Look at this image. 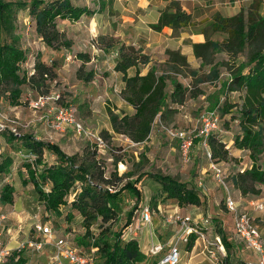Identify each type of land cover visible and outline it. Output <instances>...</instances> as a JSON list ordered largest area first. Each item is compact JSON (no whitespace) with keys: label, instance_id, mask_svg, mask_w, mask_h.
<instances>
[{"label":"rangeland","instance_id":"obj_1","mask_svg":"<svg viewBox=\"0 0 264 264\" xmlns=\"http://www.w3.org/2000/svg\"><path fill=\"white\" fill-rule=\"evenodd\" d=\"M71 1L74 5L82 6L86 4L95 12L92 15H84L79 21L75 22L59 20L60 30L64 32L66 39L71 42L69 48H63L59 51L52 50L44 44L36 33L34 21L30 18L28 11L22 10L18 13L17 34L21 38L22 48L28 51V60L22 66V70L31 74L36 59L40 57L48 64L52 62L57 64L58 77L55 81L50 82V92L45 96L51 98L44 106L36 104L40 94L27 85L21 87V104L12 105L5 97L0 102V161L5 157L13 159L12 174L6 179L0 177V190L9 181L16 188L14 196L17 200L15 206L0 203V213L7 216L4 224L8 230L6 239L11 242V248L16 249L20 242L36 239L32 229L35 219L29 218L28 213L30 215L39 213L41 220L52 227L56 236H69L74 244L86 249L85 245L78 243L79 240L83 239L85 229L82 226L80 216L76 212L74 218L68 220L66 217L67 212L70 210L68 207H62L63 214L59 216L55 213L46 212L40 205V210L34 206L36 194L33 186L31 184L23 186L19 178L18 171L24 161V157L19 154V150L23 149L20 138L30 135L37 140L57 144L68 155L81 154L87 146L95 145L84 136L77 135L70 127H67L64 131H57L48 124L54 120L58 106L71 105L76 109L77 119L86 128L100 135L103 130H107V127L111 128L107 109L110 107L115 110L124 106L123 103L125 102L120 94L124 85H122L120 73L114 70L117 55H104L98 49L97 44L94 45V42L102 44L108 39L116 40L114 36L118 35L117 38L119 39L124 38L127 40L126 38L132 37L138 42H142L144 38L145 41L152 42L151 48L148 50L159 71L169 73L170 76L177 78L186 85L197 83L204 94L197 99L188 100L185 105L179 107V111L170 120L163 122L157 119L146 143H133L127 137L109 130L112 136L108 139L101 135L105 143L104 146L101 148L95 146L98 149L99 157L105 162L106 176H110V173L116 168L118 174L123 175L120 187L127 183H133L139 193L136 195L128 189L122 190L120 195L121 211L112 230L120 232L123 230L130 212L133 214V223L139 219L142 208L149 206L152 214V224L144 226L140 230V233L144 232L140 244L145 252L149 254L147 264H150L153 256L147 249V243L150 241L149 232L153 233L154 242L168 244L175 234V227L173 224L167 223L165 218L173 212L179 211L190 214L195 220H200L202 216L209 218L210 224L207 227V235L211 240L216 239V237L222 239V233L225 235V240L230 247L228 249L224 243L229 264L257 260L258 254L247 248L236 236L233 230V216L225 206L227 195L233 197L241 210L248 208V201L264 197V185H258L262 188L260 195L244 196L235 187L232 180V176L236 172L250 168L252 161L248 152L234 146V139L239 132L238 121H232L230 115L221 116L217 108L218 103L221 104L226 98L221 87L228 72L221 67L222 74L219 80L197 82L198 78H203L210 71V66L201 67V59L196 58L189 61L188 56L184 54L190 68H182V71L178 72L172 71L169 65L166 64L169 60L166 51L178 50L182 53L189 42L187 35L200 32V29L207 25V22L202 23V21H208L209 19L195 21L198 23L196 26L183 29L177 34L163 31L158 35L157 32L151 33L148 30V27L151 28L152 26V23H148V21H153V18H145L143 12L134 7L135 0L127 1L132 7L123 3L121 5H110L113 0ZM183 35H185V39H180ZM174 37L176 41L183 40L186 43L184 47L177 48V45L164 47L162 42L165 41V38L172 39ZM212 37L215 40H222L224 35L214 34ZM145 41L143 42L144 45ZM81 51L91 52L92 55H95L91 63L85 64L83 69V74H87L91 70L94 72L95 76L91 82H85L79 79L77 75L78 69L82 65V61L77 57V54ZM142 52H144L143 49ZM225 57V55H216V60L220 61ZM144 68L141 67V71ZM190 70L195 71L197 75H193ZM132 72L131 70L130 74ZM57 96L59 97L56 98ZM228 100L238 102L239 94H229ZM128 110L129 114L134 112L132 107ZM205 112H216L211 119L215 122V118H217L216 128L212 131L215 132L214 136L226 144L229 151L227 160H214L216 166L222 171L220 176H217L216 172L210 168V163L213 160L208 158L206 147L200 141L201 136L199 133L202 126L200 116ZM162 126L189 130L193 132V135H196L190 162L184 163L182 161L178 140L168 136ZM116 159L119 160L117 163ZM46 160L51 162L54 160V156L46 152ZM260 163L264 168V156L261 158ZM23 172L25 173V171ZM161 176H170L194 187L199 191L203 204L201 206L178 207L175 200L167 199L162 195L159 180ZM73 197V194L70 195L68 201L70 202ZM25 198L32 201L31 207L22 202ZM250 213L259 228L264 244V211H251ZM93 230L96 231V229ZM125 233L124 229L123 235ZM127 237H131V235L126 234L125 238L127 239ZM222 242L224 241L222 240ZM203 248L204 244L201 241H196L191 250L186 245H181L182 259L180 264H215L207 254L202 253ZM23 254L28 259L27 264H50L51 262L52 253L47 249L35 250L27 247L23 249ZM226 256L219 255L217 264H225ZM64 263L68 264V262Z\"/></svg>","mask_w":264,"mask_h":264},{"label":"trees","instance_id":"obj_2","mask_svg":"<svg viewBox=\"0 0 264 264\" xmlns=\"http://www.w3.org/2000/svg\"><path fill=\"white\" fill-rule=\"evenodd\" d=\"M22 10L28 11L44 44L55 51L71 46L59 28V20L75 22L95 12L86 6L74 5L71 0H0V102L5 97L12 105L21 104L23 85L45 96L50 92V82L58 77L57 64H48L40 57L36 59L31 74L22 70L28 60V51L22 48L17 34L18 13ZM206 22L207 25L200 29L205 42L193 43L192 48L195 57L201 59V67L210 66V71L197 82L219 80L221 67L228 72L221 87L226 98L218 103L217 108L221 116L230 115L232 121H238L239 132L234 146L248 152L252 161L250 168L236 172L232 180L242 195H260L262 188L258 185H264V168L260 163L264 156V15L261 13V2L254 0L248 8L232 16L217 12L210 20L202 21ZM197 24L177 1H172L161 10L158 21L151 28L161 32L169 27L177 34ZM214 34L224 35V38L215 40L212 37ZM114 42L108 39L102 44L95 41L94 45L109 51ZM166 52L169 55L166 64L172 71L190 68L186 56L180 51ZM216 55L226 57L217 61ZM77 57L82 61L78 78L91 82L94 72L91 70L83 74L84 65L91 61V54L79 52ZM148 65V71L141 74V67ZM132 68H135V73L129 75ZM114 69L121 74L124 82L121 97L134 112L129 114L109 107L107 114L111 129L136 144L149 140L157 119L163 122L170 120L188 100L204 94L197 83L186 85L169 73L159 71L151 56L133 45H120ZM190 72L197 75L193 70ZM231 93L239 94L238 102L228 100ZM214 133L207 140L211 158L213 161L227 160L229 151L226 144ZM101 135L105 139L112 136L108 130H103ZM20 139L23 149L19 150V154L28 156L24 157L18 171L19 178L23 186H33L36 208L40 205L46 212L61 216L62 207H68V220H72L76 212L85 229L83 239L78 243L85 245L86 249L97 248V264H147L149 254L142 248L139 239L123 237L124 229L133 221L132 212L128 214L123 230H112L121 211L122 190L128 189L136 195L139 193L133 183L120 187L123 175H119L116 168L110 176H106L105 162L99 157L95 145L87 146L81 154L68 155L57 144L37 140L30 135ZM46 152L54 156L53 161L46 160ZM118 161L116 159V163ZM12 165L11 158L5 157L0 161L1 178H9ZM159 180L162 195L175 200L178 207L203 204L199 191L187 183L170 176H161ZM15 192V186L7 181L0 190V203L13 205ZM72 194L74 197L69 202L68 197ZM195 240L196 235H192L187 245L189 250ZM222 240L229 249L223 233ZM227 257L225 264H229ZM27 262L23 250L14 249L5 264Z\"/></svg>","mask_w":264,"mask_h":264},{"label":"built area","instance_id":"obj_3","mask_svg":"<svg viewBox=\"0 0 264 264\" xmlns=\"http://www.w3.org/2000/svg\"><path fill=\"white\" fill-rule=\"evenodd\" d=\"M57 96L56 98H58ZM50 96H40L37 105L44 106L50 99ZM216 112H205L201 114L202 121L200 141L206 147V153L209 159L211 152L208 146V137L216 128L215 122L211 119ZM51 128L57 131H64L70 127L77 135L84 136L89 141H92L96 146L103 147L104 140L99 133H96L84 126L76 117V109L71 106H58L56 108V115L54 120L48 124ZM167 135L175 138L179 142L181 158L184 163L190 162L192 158V148L196 135L192 131L178 129L173 127L162 126ZM27 157L28 155H21ZM214 161H211L210 168H212L217 176L222 173L221 169L216 166ZM111 192L114 190L109 188ZM225 206L233 216L234 232L238 239L243 242L247 248L252 249L258 254L257 260L248 262H241L240 264H264V244L258 226L255 224L251 211H264V197L256 200L248 201V208L239 209L238 203L231 195L225 198ZM6 214L0 213V264H5L11 252L14 250L10 246V241L6 239L7 229L5 227ZM35 222L33 224V231L36 239L26 242H20L16 249L23 250L24 248H33L35 250H48L52 253L50 264H97L96 247L90 249L81 248L74 244L69 236L58 237L54 233L52 227L41 220L39 215L34 216ZM169 224L175 227V234L172 236L168 244H151L149 253L155 258L152 264H180L181 245H188L192 235H196V241H201L204 244L202 253L217 264L219 262V255L226 256V249L220 237L211 240L207 235V227L210 224L209 218L200 217V220H195L193 216L179 211L173 212L170 216L165 218ZM152 224V214L149 206H145L140 211L139 219L131 223L125 228L126 234L131 237H139L140 230L144 226ZM51 247V248H49Z\"/></svg>","mask_w":264,"mask_h":264},{"label":"crops","instance_id":"obj_4","mask_svg":"<svg viewBox=\"0 0 264 264\" xmlns=\"http://www.w3.org/2000/svg\"><path fill=\"white\" fill-rule=\"evenodd\" d=\"M127 1H130V0H113V1H111L110 5H112V4L113 5H115V4L121 5L123 3V4L129 5L130 7H132V5L129 4V2H127ZM172 1L179 2L182 9L192 15L194 21H199V20H205V19L210 20L212 18V16L217 12L221 13L224 16L235 15L241 9H243V8L246 9L254 0H135L133 5L136 9L141 10L143 12V14H144L143 16L145 18H153V21L149 20L148 23L154 24L158 21L161 10H163ZM259 1L261 2V13H262V15H264V0H259ZM82 6H86L87 8L91 9L86 4L82 5ZM143 22H145V21H143ZM148 30L151 31V33L157 32V31H155L149 27H148ZM163 31H166L168 33H171V32L173 33V30L171 28L165 27V28H163V30L161 32H157L158 35L160 33H162ZM114 37H116L115 38L116 40H115L114 44L112 43L113 44L112 48H110L109 51H103L98 47V49L104 55H106V54L117 55V58H116L115 63H114V68H115V65H116V62L118 59L119 47L122 43H125L126 45H133L134 47L139 48V49L143 47L142 48L143 51L150 55L148 49L151 48L152 42L145 41L144 38L142 39V42H138V40H135L132 37L126 38L127 40H125L124 38H120V39L117 38L118 35H116ZM180 39H185V35H183ZM187 39L189 40V42L187 43L186 47H184V45L186 43L183 42V40L176 41L175 37L172 39L165 38V41H163L162 44L164 45V47H168L169 45H172L174 47L175 45H177V48H180V46H183L184 49L182 48L183 49L182 53L188 56L189 61H191L193 59L195 60L196 57L193 53L192 43H203V42H205V36H204V34H202L200 32L191 33V34L187 35ZM144 41H145V45L143 44ZM81 52H86V51H81ZM87 53L91 54V52H87ZM91 56H92V58H91V61H92L94 59L95 55L91 54ZM151 58H152V56H151ZM91 61L89 63H91ZM89 63H87V64H89ZM148 69H149V65L142 70L141 74H145L148 71ZM131 70L133 71L132 74H130ZM134 73H135V68H132L129 70V75H134ZM122 85H124L123 81H122ZM123 87L124 86H122V88ZM124 102L126 104L123 103L124 106L121 107L119 109V111L122 110V111H125L126 113H129L128 109L131 108V106L128 105L126 101H124ZM106 129L109 130L110 132H112L110 127H107ZM14 200H15V203L11 206H15L17 203L15 196H14ZM22 202L26 203L29 207H31L30 204L32 201H29V198H28V200L26 198L23 199ZM32 208H34V207H32ZM37 209L40 210V207L38 206ZM28 214H29V218L30 217L34 218V216L39 214V213H34L33 215H30V213H28ZM13 215H15V214H13ZM13 217H15V216H13ZM233 230H234V227H233ZM143 233H140L139 237H137L139 239V242H140L141 238H143ZM149 235H150V241H148V243H147L148 251L150 249L151 244L154 245V244L161 243V242H154L153 241V233L152 232H149ZM144 240L146 241V238ZM10 246H11V242H10ZM154 259L155 258L153 257L150 264H152V261H154Z\"/></svg>","mask_w":264,"mask_h":264}]
</instances>
